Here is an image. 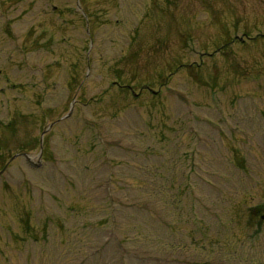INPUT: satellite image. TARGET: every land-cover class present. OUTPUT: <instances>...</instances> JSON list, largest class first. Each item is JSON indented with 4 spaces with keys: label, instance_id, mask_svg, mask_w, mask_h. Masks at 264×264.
<instances>
[{
    "label": "rangeland",
    "instance_id": "374dc122",
    "mask_svg": "<svg viewBox=\"0 0 264 264\" xmlns=\"http://www.w3.org/2000/svg\"><path fill=\"white\" fill-rule=\"evenodd\" d=\"M0 264H264V0H0Z\"/></svg>",
    "mask_w": 264,
    "mask_h": 264
},
{
    "label": "water",
    "instance_id": "95a60500",
    "mask_svg": "<svg viewBox=\"0 0 264 264\" xmlns=\"http://www.w3.org/2000/svg\"><path fill=\"white\" fill-rule=\"evenodd\" d=\"M42 142V141H41ZM40 155H41V151H40V153H39V155H38V159L40 158ZM24 157H25V159H26V161L28 162V163H30V157L29 156H27V155H23ZM38 164H36L35 166H37Z\"/></svg>",
    "mask_w": 264,
    "mask_h": 264
}]
</instances>
